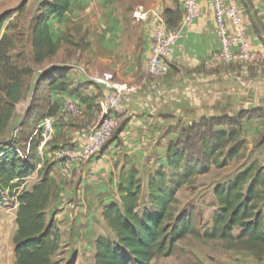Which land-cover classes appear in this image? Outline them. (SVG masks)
<instances>
[{"label": "trees", "instance_id": "trees-1", "mask_svg": "<svg viewBox=\"0 0 264 264\" xmlns=\"http://www.w3.org/2000/svg\"><path fill=\"white\" fill-rule=\"evenodd\" d=\"M74 1H44L30 29L29 52L16 56H12L14 37L7 34L9 24L5 23L14 12L23 11L24 3L0 14V136L12 120L15 105L25 95L34 66L53 58L66 39L63 36L53 40L50 24L69 13ZM179 18L176 9L163 13L172 29ZM252 24L264 45L261 24L254 18ZM80 87L64 66H50L41 71L21 121V127L27 125L30 132H23L24 138L0 141V207L5 198L15 200L17 205L14 264H52L60 251V229L46 212L59 194L50 165L38 171V182L29 191L19 189L36 169L39 123L58 112L51 94L73 95L87 108L95 107ZM259 111H241L232 118H203L181 129L166 146L165 163L147 175L145 190L135 168H130L124 178L121 176L115 188L116 201H109L101 210V219L110 233L95 238L93 264H151L156 258L171 256L176 243L188 236L221 241L230 248L240 247L258 262L264 261V165L254 161L226 183L213 187L218 210L202 232L197 228V215L175 208L176 195L182 187L206 175L212 167L222 168L240 157L245 148L241 123L262 118ZM143 198L147 206L139 213Z\"/></svg>", "mask_w": 264, "mask_h": 264}, {"label": "crops", "instance_id": "crops-1", "mask_svg": "<svg viewBox=\"0 0 264 264\" xmlns=\"http://www.w3.org/2000/svg\"><path fill=\"white\" fill-rule=\"evenodd\" d=\"M17 1L0 0V14L10 10ZM125 1L75 0L69 13L51 22L55 34L52 38L62 37L69 22L79 21L84 33L80 39L86 44L88 41L95 44L96 49L85 50L78 64L62 60L59 49L53 58L34 66L25 87V94L31 95L41 71L50 66L72 67L70 74L97 106L87 108L78 98L66 93L51 94L52 102L59 107L58 112L69 105H76L80 110L77 117L67 118L55 127L53 140L58 148L84 143L87 132L102 115L99 106L108 94L102 86L86 80L77 67L85 69L90 76L111 74L115 83L133 89L124 93L121 99L116 114L117 136L101 148L98 158L69 164L56 159L57 151L54 154L48 148L49 143L39 147L40 150L46 147L41 161L51 166V173L59 184L58 199L70 196L84 205L101 204V210L103 205L117 198L115 188L120 177L116 173L135 168L139 175L146 174L147 177L158 165L165 163L166 146L175 140L181 129L203 118L264 111V45L252 24L254 18L264 30V0H235L241 16L239 27L248 37L250 50L256 54L255 62L247 65L217 60L220 44L210 0L198 2L197 18L184 27H180L182 10L178 4L172 6L166 1L164 6H141L150 13L146 21L137 22L125 13L127 8L120 6ZM174 9L180 14L179 21L175 28L167 27L179 30V38L171 47L169 73L163 78H149L143 72V63L151 47L155 18L157 15L163 18L165 10ZM235 29L230 25L231 33ZM50 31L52 33L51 28ZM89 31L93 38L89 37ZM85 82L87 85L83 84ZM259 120L262 119L243 120L242 132L244 126L249 128L251 121ZM41 168L37 164L32 176L38 175ZM70 181L78 187L77 194L72 189H65Z\"/></svg>", "mask_w": 264, "mask_h": 264}, {"label": "rangeland", "instance_id": "rangeland-1", "mask_svg": "<svg viewBox=\"0 0 264 264\" xmlns=\"http://www.w3.org/2000/svg\"><path fill=\"white\" fill-rule=\"evenodd\" d=\"M44 1L46 0H18L17 4L10 8V10L16 9L20 4L24 3L23 11L14 12L11 19L5 23V26L9 24L7 34L14 37L15 48L12 51V56L29 52L30 29L34 23L36 11H38ZM166 1L171 2L172 6L178 4L177 0H135L133 3L125 1L126 3L120 6L127 8L125 13L132 17L133 9L135 10L139 6L144 8L164 6ZM125 18L128 17L125 16ZM52 24H50V28L54 36V26ZM63 36H66V39L60 45V53L64 61H73L78 64L85 50L96 49L95 44H91L89 41L86 44L80 39L84 36V33L79 21L69 22L68 26L65 27ZM89 37L93 38L90 36V31ZM89 62L91 63L90 59ZM67 64L73 65L72 63ZM64 67L72 69V67ZM35 69L37 68L35 67ZM83 84L87 85V82ZM92 84L97 85L95 82H92ZM97 95L100 94L98 93ZM30 96L29 92H26L24 98L16 104L12 120L0 136V141L24 138L23 132L24 134L30 132L26 128L27 125L21 127V121L30 101ZM95 107L97 108L96 105ZM259 115L262 116V120H259V122L251 121L249 128L244 126L241 137L245 141V148L238 159L229 162L222 168L212 167L209 173L196 177L191 184L182 187L177 193L175 208L178 212L187 211L197 215L198 221L196 223L199 232L209 226L211 217L218 210L212 196L213 187L217 184L226 183L243 166L254 161L258 165H264V111H259ZM232 117H235V115L228 118ZM117 130L113 138L117 136ZM48 143V148L53 150L54 154L55 151L58 152L63 147L74 146L63 145L58 148L55 146L56 143L53 139ZM39 145L36 155L37 164L41 168L48 163L43 164L41 161L43 160L46 147L40 150ZM49 167L51 168V166ZM120 173H116V176H122L123 178L126 176L125 171L121 170ZM140 178L145 190L146 174L140 175ZM37 182L38 176L31 175L19 190L24 188L29 191ZM65 189H69L68 191L72 189L74 194L79 191L74 181L67 183V188ZM112 197H114V193ZM4 200L5 202L0 207V264H14L13 237L16 231L15 216L17 205L13 199L5 198ZM112 200L116 201L115 198ZM101 206V204L84 205L80 200L70 198V196H65L63 199L57 198V201L51 204L46 211L47 217L56 221L61 232L60 251L53 257L52 264H69L70 261L74 262V264H93L95 238L97 236H109L110 233L108 227L101 219ZM146 206V201L143 198L138 212L140 213ZM236 233L237 231L234 234ZM151 264H264V261L258 262L249 252L240 247L230 248L221 241H207L199 237L188 236L176 243L171 256L156 258Z\"/></svg>", "mask_w": 264, "mask_h": 264}, {"label": "built area", "instance_id": "built-area-1", "mask_svg": "<svg viewBox=\"0 0 264 264\" xmlns=\"http://www.w3.org/2000/svg\"><path fill=\"white\" fill-rule=\"evenodd\" d=\"M200 0H177L182 10L180 27L189 26L197 18L198 2ZM214 12V22L220 44L217 60L225 64H252L256 54L250 50V43L244 31L240 29L241 16L236 7L235 0H210ZM149 11L141 6L132 13V18L137 21H146ZM230 25L236 29L231 33ZM179 38V30H171L165 20L156 16L152 33V43L149 54L143 63V72L152 79L163 78L169 73V58L171 47ZM78 72L86 79L95 82L108 91L107 96L100 104L101 117L86 134L82 145L63 147L56 154V159H63L70 163H81L95 159L100 150L112 138L118 128L116 114L119 112L121 99L126 92L133 89L124 84L113 81L111 74L90 76L85 69L77 67ZM79 108L69 105L54 116L45 117L38 125L37 131L40 138L39 147L53 139L55 127L67 118L77 117Z\"/></svg>", "mask_w": 264, "mask_h": 264}]
</instances>
